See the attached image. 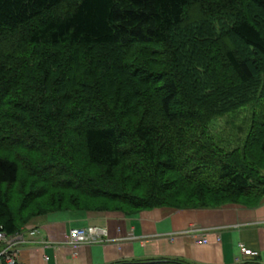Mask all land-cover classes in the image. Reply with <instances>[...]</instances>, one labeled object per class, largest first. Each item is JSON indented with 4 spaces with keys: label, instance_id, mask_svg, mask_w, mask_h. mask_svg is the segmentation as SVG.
I'll use <instances>...</instances> for the list:
<instances>
[{
    "label": "trees",
    "instance_id": "trees-1",
    "mask_svg": "<svg viewBox=\"0 0 264 264\" xmlns=\"http://www.w3.org/2000/svg\"><path fill=\"white\" fill-rule=\"evenodd\" d=\"M262 101L264 0H0V233L77 211L256 207ZM256 103L241 145L211 134ZM54 190L104 208L29 212Z\"/></svg>",
    "mask_w": 264,
    "mask_h": 264
},
{
    "label": "crops",
    "instance_id": "crops-1",
    "mask_svg": "<svg viewBox=\"0 0 264 264\" xmlns=\"http://www.w3.org/2000/svg\"><path fill=\"white\" fill-rule=\"evenodd\" d=\"M106 231L105 242L74 246L72 228ZM194 228L206 244L188 234ZM38 235L30 237V231ZM177 235L169 241L161 236ZM17 264H112L122 260L176 258L191 264H264V195L253 208L229 204L219 209L160 208L125 217L116 213L68 212L33 218L21 231ZM128 236L140 238L127 240ZM161 237V238H159ZM108 241V242H106ZM256 253L247 257L239 246Z\"/></svg>",
    "mask_w": 264,
    "mask_h": 264
},
{
    "label": "rangeland",
    "instance_id": "rangeland-1",
    "mask_svg": "<svg viewBox=\"0 0 264 264\" xmlns=\"http://www.w3.org/2000/svg\"><path fill=\"white\" fill-rule=\"evenodd\" d=\"M262 102H263L262 104L264 106V101H262ZM258 104L256 103V104L248 106L246 108H242V109L236 111L235 113L227 114L226 116H224L222 118L214 120L212 122L211 126H210L211 134L216 136V140H218V141H223L225 143L232 142L230 144L232 146H234V144H235L236 147L238 145H241L242 142L246 138L249 126H250V124L252 122V114H253V110L252 109H254V108L257 109L258 108ZM263 110H264V107H263ZM30 157L34 158L36 156L32 155ZM80 159L82 161L80 166L83 167L84 166L83 163H85V160H83L82 158H80ZM257 160H258V163L260 165H264V161H263V159H261V157L258 158ZM22 176H24V175H22ZM75 194H73L72 192H68V191L64 192L63 190L50 191V193L45 198H43L41 200H38L35 203H33L31 208H29V212H37L41 208V206H44L47 209H53V208H55V206L51 204V200L54 201V203H57L58 201L55 202V200L61 199L63 201L64 197H67L66 199H64L65 201H67L68 199L70 200V198H72V197L74 198ZM60 195H61V197H58ZM74 199L75 200L77 199V207L79 208V210L80 209H92V210L94 209V210H96V208L97 209L104 208L103 201H101V200H96V202H94L93 204H87L88 203L87 202L88 199L85 198V197H82L80 195H76V197ZM61 200H60V202H61ZM17 202H18L17 195H15V193H13V200H12L13 207L17 204ZM38 204H40V206ZM61 204H62V206H61L62 208L64 206L72 208V206H68L67 204L63 205L62 202H61ZM119 208H122V207L120 205H118V204L107 205V209L108 210H115V209L117 210ZM153 210H155V209H153ZM178 210H185V209H178ZM85 213H111V212H85ZM114 213L123 215L122 213H117V212H114ZM123 216H125V215H123ZM131 216H136V215H131ZM131 216H125V217H131ZM72 229H79V228H72ZM72 229H70V230H72ZM70 230L68 231V235H69ZM33 232H34V235H31L32 231H30L28 233V235L30 237L38 235V231L37 230H33ZM17 234H21V232L17 233ZM184 234H187V233L183 232V233H180V234H172V235H168V236L165 235V236H161V237L171 241V240H173V238L175 236L177 237V235L181 236V235H184ZM188 234H190V237H192V239L195 240V243H197V244H200L199 240L204 238V236L201 235V234H198L195 231L194 228H190ZM161 237H159V238H161ZM137 239L139 240L140 238H137ZM137 239H136V237H130V236H128V238H127V240H130V241L137 240ZM67 241L68 242L70 241L69 237L67 238ZM104 242L105 241H102L101 243L78 244V245H74V246H80V245L89 246V245H92V244H102ZM106 242H108V241H106ZM15 243H17V242L15 241ZM21 243H22V241L19 242L15 246V248L18 249V254H19V244H21ZM4 246L5 245L3 243H1L0 244V249L2 250L4 248Z\"/></svg>",
    "mask_w": 264,
    "mask_h": 264
},
{
    "label": "built area",
    "instance_id": "built-area-1",
    "mask_svg": "<svg viewBox=\"0 0 264 264\" xmlns=\"http://www.w3.org/2000/svg\"><path fill=\"white\" fill-rule=\"evenodd\" d=\"M31 235H34L32 231ZM70 239V244H89V243H101L105 241L106 231L100 228L87 227L72 229L68 235ZM19 240V241H18ZM15 241L17 243H15ZM22 241V236L20 234H15L13 236H5L0 233V244L3 243L5 246L0 249V264H17L18 261V249L15 246ZM200 244H206V240L203 238L199 240ZM239 248L242 250L244 256H256V253L251 252L250 250H245L240 245Z\"/></svg>",
    "mask_w": 264,
    "mask_h": 264
}]
</instances>
